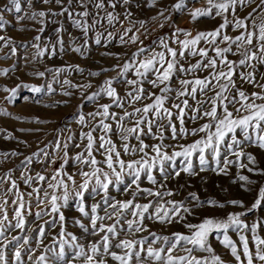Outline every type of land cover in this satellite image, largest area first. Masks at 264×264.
<instances>
[{
	"label": "rangeland",
	"instance_id": "374dc122",
	"mask_svg": "<svg viewBox=\"0 0 264 264\" xmlns=\"http://www.w3.org/2000/svg\"><path fill=\"white\" fill-rule=\"evenodd\" d=\"M98 0H85L87 5L86 10L89 13L87 18L78 17L75 13L85 10L78 3V0H72L69 5L68 0H64L63 4H57L55 0L50 3H43V0H20L21 11L16 12L11 0H0V16H3V25L0 26V36L4 40H0V70L8 69L7 75L0 74V178H4L0 182V202L7 200V212L9 221L15 223L14 218V201L16 194H22L26 204L30 202L31 212L25 213L26 226L25 229L10 230L7 229L5 235L7 239L0 240V247H4L5 254L9 259V264H16L14 260L15 242L10 243L14 236H27L30 243L24 245L21 249L22 259L24 264H36L37 258L45 254L48 256L49 264H54V255L52 251L45 252L46 248H54L59 251L61 243H64L65 261L63 264H86L85 258L76 254L79 248L74 245H81L84 251L91 255V244L99 243L101 237L105 233L93 234L91 228L90 216L91 207L98 204L99 207L95 215L103 217L97 221V227L101 223L105 225H117V236L110 235V240L113 245L118 240L131 239L140 240L147 238L148 243L145 248L152 246L155 248L165 247L162 241H155L152 233L158 236L172 237L174 233L190 235L191 230L186 227V224H199L205 218H214L217 220H226L229 215H240L241 220L251 226L258 221L264 222V202L260 208L252 209V205L258 199V194L261 188H264V174L260 170H264V149H259L256 145L244 144L243 150L251 153L256 157V163L252 164L246 157L240 158L237 163L229 164L225 174L216 169V163L210 153H205L209 164L202 171L199 165V153H195L192 157L194 170L197 175H188L180 171L179 176H175V171L181 170L186 166V161L183 157H176L175 161H165L164 168L171 175L165 179L164 174L159 171V164L152 170V175L157 183L153 184L147 179V174L142 173L140 181V190L135 185L131 184L132 177L125 175L123 183L116 184L115 182L109 186L107 194L103 190L93 192L95 180L89 185V190L84 194L85 210L89 212V216H84L79 212L80 201L74 198L72 194L79 190L78 186L83 182L84 177L80 174L81 171H91V168L84 164H79L74 160L78 153H84L87 156L86 145L88 143L84 133L91 132L95 138L93 155L97 160L104 159L103 150L97 152L99 147V137L104 135L110 138L116 145L117 150L121 151V156L126 161L132 159H140L143 153L129 154L123 152L124 141L121 140L122 133L119 130V124L122 123L124 128L133 127L135 120L139 118L129 117L121 120L125 113L133 112L136 108H143L146 104L152 103L153 98H145L135 103H130L131 97L128 92L135 94L137 85H129L126 80H139L135 76L134 69L123 73V65L126 62L135 63L133 53L144 48L147 51L138 59L151 57L154 53L165 51L166 57L169 54L161 45L163 40L169 47L174 48L178 52V66L188 69L197 62L203 61L207 63V58L192 56L191 49L185 51L183 57L179 56L182 51V45L179 41L194 38L200 32L213 31L224 23V18L227 17L228 26L224 28L221 35H228L235 38L238 35L246 34V32L255 31L258 34L259 26L264 24V6L261 0H253L252 3H246L244 6H237L235 12L229 11L223 15L217 16L216 9L212 10L211 16H203L193 19L191 13L196 9L207 10V0H184V7L176 9L174 5L180 0H129L128 4H124L122 0H104L105 7L98 9L95 7ZM115 3V7L111 6ZM7 6V9H5ZM62 8H68L73 13L69 16L68 12L59 14ZM44 11L47 13L45 17L36 16L31 18L33 13ZM111 12L116 19L112 25L107 22V14ZM53 13H57L53 15ZM163 13V15H161ZM249 14L251 17L249 18ZM75 19H86L88 31L85 33L81 28L74 25ZM237 19H244L248 25L247 29H237L234 27V22ZM126 29H131L126 32ZM180 30V31H177ZM111 33V35H109ZM185 33H191V36H186ZM124 37L122 42L120 37ZM137 36L138 39L133 42L131 37ZM39 37V39H36ZM100 38V43L95 41ZM62 41V43H61ZM259 41L254 39L252 45H244L249 51L257 50ZM231 42H222L219 38L215 44L201 40L197 45V49L204 48L208 50L209 57H215L214 47H228ZM7 45V46H5ZM36 45L39 47L37 48ZM233 52L227 53L229 61L237 62L236 71L232 77L235 81V87L231 88L226 95L231 97L236 94V90H242L246 95L251 96L253 92L264 91L255 85L245 82L240 78V73H253L258 84H264V63L251 61L255 67L239 66L238 61L242 58L237 52V46L231 45ZM15 49L13 54L12 49ZM80 48V51H75ZM244 48L239 51L243 52ZM47 49L44 55H39V52ZM54 49V51H53ZM235 53V54H234ZM218 60V68H204L195 72H177L168 82L173 91L166 93L168 99L165 107L171 108L173 113L177 110L172 108L173 104L180 103L184 99H188V108L185 109L184 126L188 130L198 128L204 123H208V118L193 120L191 117L197 115L193 111L195 108L208 110L211 107L203 103L208 101L209 97L214 95L215 91L219 90V86L214 85V91H207L206 94H201L197 91L195 99L191 97H180L176 99V92L182 90L180 80L209 77V74L218 70H227ZM43 72V77L37 75ZM99 73V75H93ZM155 77L149 73L148 78L141 85L144 88V96L149 97L151 93L161 95L158 88L153 87L148 80ZM113 80V87L116 88L120 100L123 102V107L117 106L114 100L107 95L101 94L96 100L89 101L87 97L92 93L98 92L100 87L106 80ZM67 80L70 83L65 84ZM223 83V81H221ZM20 85H29L41 88L40 92L31 91V87H18ZM91 85V87H85ZM50 86V87H49ZM163 87V85H161ZM191 85L189 86V88ZM18 89L17 97L14 103H8L5 97L10 93L4 89ZM65 93H71L66 95ZM264 101H256L262 103ZM109 104V117L105 118L101 115L93 116V113L102 111L101 105ZM239 107V105H236ZM229 110L235 114V108L229 105ZM219 112V109H218ZM7 113V114H5ZM85 117V124L79 122V116ZM141 115H143L141 113ZM149 118L152 114L149 113ZM115 117V118H113ZM111 125V131L105 133L100 127V121ZM172 120L177 125L178 134L173 138L170 129L164 128L162 133L155 125L157 121H153L152 134L141 136L145 144L149 145L145 151L148 153L147 159L155 156L152 151V146L162 145V151L173 155L175 151H180V145H190L194 141L204 136V133H199L195 136L187 135L181 137L179 135L180 125L176 116L173 115ZM162 123L167 124L164 120ZM144 127L145 133L148 129ZM126 134V133H124ZM163 139H160V136ZM238 138H242V134L237 130ZM10 137V138H9ZM130 147L138 148L139 141L134 137L128 141ZM60 147L57 149L56 145ZM68 147L65 148L64 145ZM43 149L47 156L40 152ZM40 152L39 156L34 155ZM67 152V157H65ZM12 153H17L12 155ZM32 157L30 163H27V158ZM64 159H67V164H64ZM225 159L237 161V157L231 154L225 156L222 146L220 166L224 167ZM240 163L246 164L247 167L241 168ZM105 171H110L105 165H101ZM248 167L254 169L249 172ZM61 174L56 176L58 170ZM45 177L44 181H39L37 176ZM241 175L247 176L250 182L241 181ZM31 176L32 183H26V178ZM56 176V179H53ZM71 176L77 187L74 188ZM101 179L103 177L101 176ZM63 180L68 184V192L70 193L67 206H62L61 211L65 216V220L45 226V238L43 243L37 240V225L44 224V221H51L52 216H44L43 219L37 220L35 213L42 209L50 210V203L45 202L38 206L37 193L34 189L39 188V196L41 199L44 193L49 195L55 193L57 196L63 195V189H53L48 187L49 184H56ZM114 180V177H113ZM11 181H15L16 189L11 188ZM142 189H151L153 192H171L172 195H166L162 199L156 196H147ZM5 193H7L5 195ZM192 194L199 197L205 202L204 207L195 208L194 215H188L181 212L185 219L181 220L176 217L171 223H160L155 219H148L147 214L144 221L145 231L129 232L127 231V219H132L131 210L123 213V218L117 216L114 210L109 207V204L117 201H133L134 204L153 203L157 205L164 203L166 206L168 201H176L183 203L186 207L194 208L196 201L193 200ZM107 197L108 203H105ZM215 200L217 205L207 204V201ZM233 200L241 201V205H233L230 202ZM219 204H224V207H219ZM153 211V209H149ZM246 213V214H244ZM0 212V216H2ZM243 214V215H242ZM111 215V219L108 216ZM119 220V223L117 221ZM84 224L88 231H84L80 224ZM64 235L61 237L60 233ZM240 232L229 229V237L237 244L238 249L242 248L239 240ZM249 238V247L255 251V241L252 238V233L245 230L244 233ZM257 234L264 238V223L257 229ZM77 237L72 241V236ZM223 232L215 231L209 236V244L214 250V254L219 255L224 264H237L234 257L230 254V249L226 248L223 243ZM185 245L178 247L173 255L184 256L187 253L184 251ZM186 247H192L186 245ZM31 248V253L27 250ZM112 251L122 254V250L113 247ZM31 254L32 259L28 256ZM193 255L198 258H209L211 254L201 252L199 249L193 251ZM96 260L104 259L107 264H117L110 256L95 257ZM243 259V257H242ZM132 264H137L133 257ZM148 264H154L149 261ZM254 264H259V261H254Z\"/></svg>",
	"mask_w": 264,
	"mask_h": 264
},
{
	"label": "snow or ice",
	"instance_id": "6c2138e0",
	"mask_svg": "<svg viewBox=\"0 0 264 264\" xmlns=\"http://www.w3.org/2000/svg\"><path fill=\"white\" fill-rule=\"evenodd\" d=\"M51 0H43V3H50ZM57 4H63L64 0H55ZM124 4H128L129 0H122ZM253 0H207L208 8L205 9H196L191 15L193 19L203 16H211L212 10L216 9V15L220 16L225 13L235 12L237 6H244L246 3H252ZM31 3V0H29ZM69 5H71L72 0H68ZM78 3L81 7L85 8L84 11L75 13L76 16L87 18L89 16L88 11L86 10L87 5L85 0H78ZM11 4L14 6L16 12L21 11L20 0H11ZM262 6H264V0H261ZM111 6L114 8L116 5L112 3ZM184 0H180L179 3L174 5L176 9H182L184 7ZM98 9H103L105 7L104 0H98L95 5ZM7 9V6H5ZM68 12L69 16H72L73 13L69 11L68 8H62L61 13ZM57 13H53L56 15ZM45 17L47 15L46 12L40 11L38 13H33L32 17L35 19L36 16ZM163 15V13H161ZM251 14H249V18ZM107 22L109 25L113 24V21L116 17L109 12L107 14ZM3 16H0V26L3 25ZM227 17L224 18V23L220 25L219 28L209 31V32H200L194 38L185 39L183 41H179L182 45V51L179 52V56L183 57L185 51L191 49L190 54L192 56L199 55L200 57L207 58V63H203V61L197 62L192 65L190 68L185 69L183 66H178L177 56L178 52L176 49L169 47L167 43H164L163 40L160 41L163 48L169 54L168 57L165 55V51L154 53L149 58L138 59L142 54H144L147 50L144 48L139 49L136 53H133V60L135 63L126 62L123 65V73L129 72V70L134 69L135 76L139 78V80H126L125 83L129 85H137L135 88V94L133 92H128V96L131 97L130 103H135L136 101H140L145 98H153L152 103L146 104L143 108H136L133 112L125 113L124 117H121V120L129 117L139 116L138 119L135 120V124L133 127L124 128L122 123L119 124V130L122 133L121 140L125 143L123 144V152L129 154L135 153H143L140 159H132L130 161H126L121 156V151L117 150L116 145L110 138H106V136L102 135L99 137L100 144L96 149L97 152L103 150L104 159L99 161L93 155V148L95 145V138L93 137L91 132L84 133V137H86L88 143L86 145L87 156L84 153H78L74 160L79 164L87 165L91 168V171H81V175L84 177L83 182L78 186L77 191L72 194L74 198H78L80 201L79 204V212H81L84 216L88 217L89 212L85 210L84 206V194L88 192L89 185L92 183L94 178L95 187H93L92 191L97 192L98 190H103L105 194H107L109 190V186L114 182L116 184L123 183L125 175L132 177L131 184L135 185L138 190H140L139 181L142 173L147 174V179L151 181L153 184H156L157 181L155 177L152 175V170L156 168L157 164H159V171L164 174V178L167 179L171 175L167 173L164 168L165 161H175L176 157H183L186 161V166L181 170L175 171V176L180 175V171L187 173L188 175H197L194 170V165L192 162V157L195 153H199V165L201 170L203 171L206 166L209 164V160L206 158L205 153H210L216 163V169L219 172L226 173L227 166L229 164L237 163L240 158L246 157L249 162L252 164L256 163V157L247 153L241 147L244 144L249 146L256 145L259 149H264V102L256 103V101H264V91L261 92H253L251 96L246 95L244 91L237 89L236 94L229 97L226 93L229 92L231 88L235 87V81L232 79L235 71L237 62L229 61L227 59L226 54L233 52L231 47L232 44L237 46V52L242 57L238 61L239 66L246 67H255L251 64V61H257L259 63H264V24L259 26L258 34L255 31L246 32V34H241L236 36L235 38L228 35H221V32L224 28L228 26ZM74 25L77 28H81L85 33L88 31V25L86 19H75ZM234 27L237 29H247L248 25L246 24L244 19H237L234 22ZM131 29H126V32H130ZM180 31V30H177ZM111 35V33H109ZM186 36H191V33H185ZM219 38L222 42H231L228 47L220 48L214 47L213 51L215 53V57H209L208 50L204 48L197 49V45L201 40H205L208 43L215 44ZM5 38L0 36V40H4ZM36 39H39L37 37ZM121 41H124V37H120ZM132 41L135 42L138 37L132 36ZM256 39L259 41L257 45V50L249 51L247 48H244V45H252L253 40ZM97 44L100 43V38L97 37ZM62 43V41H61ZM7 46V45H5ZM38 48L39 46L36 45ZM244 48L243 52L239 50ZM47 49L39 52V55L43 56L44 52ZM54 51V49H53ZM75 51L79 52L80 48H76ZM13 54H15V49H12ZM235 54V53H234ZM220 63L226 67L225 70H218L211 72L209 77H205L203 79L196 78L194 80L183 79L180 80V84L182 86V90H178L176 92V99H180V97H191L195 99L197 91L201 94H206L207 91H214L213 82L215 85L219 86V90L214 92L212 97H209L208 101H204L203 103L208 104L210 102L211 107L208 110H201L200 108H195L193 111L197 113V115H193L191 118L193 120L208 118L209 122L204 123L202 126L198 128H194L192 130H188L183 127L185 123V109L188 108V99L182 100L180 103H176L172 105V108H175L177 111L173 113L171 108L165 107V103L168 99V92L173 91L170 84L168 82L171 81L173 75L177 72H195L204 68H218V60ZM8 69L0 70V74L7 75ZM149 73H151L155 78L148 80V82L155 88H158L161 92V95H156L155 93H151L149 97L144 96V88L141 86L143 81L148 78ZM37 75L43 77L45 73L40 72ZM93 75H99V73H93ZM240 78L245 82L251 83L256 87L264 90V84H258L253 73H240ZM223 81V83H221ZM65 84L70 83L65 80ZM163 85V87H161ZM191 87L189 88V86ZM18 87H31V91L40 92L41 88L29 85H20ZM50 87V86H49ZM85 87H91V85H87ZM5 92L10 93L9 96L5 97L6 102L14 103L17 97L18 89H9L5 88ZM66 95H71V93H65ZM101 94L107 95L112 98L114 102L119 107H123V102L120 100V97L117 93L115 87H113V80L109 79L104 82V84L100 87L98 92L92 93L87 97L89 101L96 100L98 96ZM229 105H232L235 108V114L233 111L229 110ZM239 105V107H236ZM102 111H98L93 113L92 115H101L105 118L109 117V108L111 105L104 104L100 106ZM219 109V112H218ZM141 113L143 115H141ZM149 113L152 114V118H149ZM7 114V113H5ZM176 116V119L181 126L179 129V135L181 137L192 135L195 136L199 133H204V136L200 139L194 141L192 144L184 146L180 145V151H175L173 155H168L167 152L162 151V145L157 144L152 146V151L155 152V156H152L151 159H147L148 153L145 151L149 147V145L145 144L141 139V136L146 134H152L153 121L156 122V127L161 130V133L164 128H168L171 131L173 138H175L178 134L177 125L173 122L172 117ZM115 118V117H113ZM164 120H167L168 123H162ZM79 122L81 124H85V117L83 115L79 116ZM146 126L148 131L145 133L144 127ZM100 127L104 130L105 133H109L111 131V125L105 123L103 120L100 121ZM237 130L242 134V138H238ZM126 133V134H124ZM134 137L137 141H139V147L133 148L130 147L128 141L130 138ZM10 138V137H9ZM160 139H163L161 134ZM224 149V154L227 156L228 154L234 155L237 157V161L225 159L224 167L220 166V157H221V149ZM57 149L60 147L59 144L56 145ZM65 148L68 147L67 144L64 145ZM43 152L45 156L47 153L44 152L43 149L40 150ZM40 152L35 153L34 155L39 156ZM17 153H12V155H16ZM65 157H67V152H65ZM32 157L27 158V163H30ZM67 159H64V164H67ZM101 165H105L106 168L110 171H105ZM241 168L247 167L246 164L240 163ZM61 170H58L56 176L61 174ZM248 171H254L253 168L248 167ZM261 174H264V170H260ZM56 176H53V179H56ZM101 176L103 179H101ZM114 177V180H113ZM39 181H44L45 177L42 175L37 176ZM241 181L250 182L247 176L241 175L239 177ZM4 178H0V182H3ZM69 180L72 181L73 187L76 188L75 180L69 176ZM26 183H32V177L29 176L26 178ZM17 185L15 181H11V188L16 189ZM48 187L53 189H63V195L57 196L55 193L49 195V193L45 192L43 199L40 198L39 192L40 189L36 188L34 191L37 193V202L38 206L45 202L50 203L51 207L49 209H42L35 213V217L37 220L43 219L44 216H52L53 219L51 221H44V224L37 225V240L39 243H43L45 238V226L57 223L58 221L63 222L65 220V216L61 211L62 206H67L69 201L70 193L68 192V184L63 180H60L56 184H49ZM147 196H156L159 198H163L166 195H172L171 192H153L151 189H142ZM7 193H5L6 195ZM193 200L196 201L194 208L186 207L181 202L176 201H168L166 206L164 203H160L157 205H153V203L149 202L146 204H134L133 201H117L115 203L109 204L108 206L114 210V213L123 218V213L125 211L131 210L130 215L133 217L132 219H127V231L129 232H141L145 231L146 227L144 225V221L146 218L155 219L160 223H171L176 217H179L181 220L185 219L184 216L181 215V212L186 213L188 215L195 214V208L204 207L205 202L201 201L198 196L192 194ZM105 203H108L107 197L104 200ZM262 202H264V188H261L258 194V199L252 205V209L249 211L260 208L262 206ZM7 200L0 202V212H2V216H0V240L7 239L6 225L7 229L16 230V229H25L26 226V216L25 213L31 212V204L28 202L26 204L24 197L22 194H16V200L14 201V218L15 223L13 224L9 221L8 212H7ZM233 205H241V201L233 200L230 202ZM207 204L217 205V201L209 200ZM98 204L93 205L91 207V213L93 215L90 216L91 228L93 230V234L105 233L99 243L91 244V255L84 251L83 246L74 245V247L79 248V252L76 254L77 258L83 256L85 258L86 264H107V261L104 259L96 260L95 257L99 256H110L113 261H116L117 264H132L133 257H135L137 264H148L149 261L154 262V264H224V261L219 255L214 254L213 248L209 244V236L215 231L223 232V240L222 243L226 248L230 249V254L234 257L237 264H254V261H259V264H264V238H261L257 234V229L261 226V223L264 222H256L251 226L244 223L240 215H229L226 220H217L214 218H205L199 224H186V227L191 230L190 235H185L181 233H174L172 237L169 236H158L154 233L151 235L154 237L155 241H162L165 247L155 248L152 246H148L145 248V244L148 243L147 238L140 240H131V239H123L118 240L115 245L112 244L110 240V235L117 236V225H105L101 223L99 227H97V221L102 220L103 217H99L95 215ZM219 207L223 208L224 204H219ZM149 209H153V211H149ZM246 214V213H244ZM243 215V214H242ZM111 219V215L108 216ZM119 223V220L117 221ZM80 227L84 229V231H88V228L84 224H80ZM229 229L237 230L241 234L239 236V240L242 244V248L238 249L237 244L229 237L228 231ZM247 230L252 233V238L255 241V251L250 249L249 247V238L243 234L244 231ZM61 237H63L64 233H60ZM72 241H75L77 237L74 235L71 237ZM15 242V251H14V260L16 264H24V260L22 259L21 249L24 245H28L30 243L29 238L27 236H14L10 243ZM64 243H68V241H64ZM64 243H61L59 247V251H56L54 248H46L45 252L52 251L54 255V264H63L65 261V248ZM185 245L184 251L187 253L184 256L173 255V252L180 247L181 245ZM186 245H191L192 247H186ZM4 247H0V264H9V259L5 254ZM119 248L122 250V254H118L116 251H112L111 249ZM195 249H199L201 252H207L211 254L209 258H198L193 255V251ZM31 253V248L27 250ZM243 257V259H242ZM28 259L31 260L32 256L29 254ZM36 264H49L48 256L45 254L40 255ZM70 264V262H68Z\"/></svg>",
	"mask_w": 264,
	"mask_h": 264
}]
</instances>
